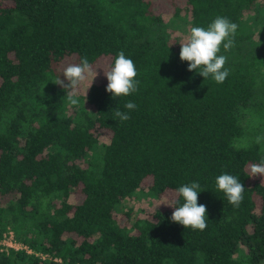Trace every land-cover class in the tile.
<instances>
[{
    "label": "trees",
    "instance_id": "16d2710c",
    "mask_svg": "<svg viewBox=\"0 0 264 264\" xmlns=\"http://www.w3.org/2000/svg\"><path fill=\"white\" fill-rule=\"evenodd\" d=\"M216 17L238 25L234 46L221 45L222 84L179 58L191 27ZM121 51L137 91L113 99L99 81L70 106L54 84L68 83L62 61L111 66ZM117 109L130 118H114ZM257 136L264 0H184L167 20L148 0H0V235L38 254L0 253V264H264V179L250 175L264 160ZM225 173L245 188L239 208L216 188ZM193 182L203 231L173 223L171 207L145 217L131 206Z\"/></svg>",
    "mask_w": 264,
    "mask_h": 264
},
{
    "label": "clouds",
    "instance_id": "9594fccd",
    "mask_svg": "<svg viewBox=\"0 0 264 264\" xmlns=\"http://www.w3.org/2000/svg\"><path fill=\"white\" fill-rule=\"evenodd\" d=\"M238 25L231 22L226 17H216L208 26L191 27L188 34L180 43L179 58L182 62H188V71H196L205 79L211 77L217 84H222L229 75L228 70L224 68L227 57L220 55L221 45L225 51L234 46V37ZM107 78L106 92L113 97L129 96L138 89L139 81L136 80L137 69L135 63L125 56L121 51L116 56L113 64L103 71ZM97 70L90 64L87 57H84L78 64H69L63 71L62 76L54 84L68 89L66 98L70 106L79 104L78 96L81 90H84L86 97L87 91L91 88L93 81L97 77ZM86 86V87H85ZM86 102V101H85ZM124 107L129 111L134 110L136 105L127 102ZM114 118L121 122L127 121L130 117L127 112L120 110L114 111ZM264 137L257 136L256 143L259 144ZM251 177H264V160L259 164L250 166ZM216 188L224 193L230 205L239 208L243 199L245 188L240 180L230 174H221L215 179ZM200 184L193 182L190 185L180 186L176 190V196L182 198L183 203L178 206L172 202L164 203L173 208L171 221L183 226L184 229L203 231L207 228L206 206L198 204L200 193Z\"/></svg>",
    "mask_w": 264,
    "mask_h": 264
},
{
    "label": "rangeland",
    "instance_id": "374dc122",
    "mask_svg": "<svg viewBox=\"0 0 264 264\" xmlns=\"http://www.w3.org/2000/svg\"><path fill=\"white\" fill-rule=\"evenodd\" d=\"M151 1L153 7L156 12L163 15L164 18L170 19L172 16L174 5H178L180 8L184 7V0H148ZM73 63V58H68L61 63V69L64 70L69 64ZM110 67V61L107 58L101 59L98 64L94 67L97 70L98 74L92 84L98 83L99 81L107 80L103 71H106ZM86 87V86H85ZM81 91L84 92L82 89ZM250 142H246L244 139L242 140L243 145H248ZM239 145V143H238ZM264 179L262 176H255L253 180ZM146 189V188H144ZM146 191V190H145ZM175 193L167 192L160 199H154L149 196L139 194V196L131 202V206L134 208V211L138 214H142V216L148 217L150 216L156 209H164L169 207L164 205V203L172 202L175 199ZM121 225L126 224V220L124 218H118Z\"/></svg>",
    "mask_w": 264,
    "mask_h": 264
},
{
    "label": "built area",
    "instance_id": "2783aa9c",
    "mask_svg": "<svg viewBox=\"0 0 264 264\" xmlns=\"http://www.w3.org/2000/svg\"><path fill=\"white\" fill-rule=\"evenodd\" d=\"M12 251H23L28 255L34 254L28 246L16 241L12 232L2 233L0 235V253L8 254ZM34 255L37 256L38 254L35 253ZM41 258L45 259L44 256H41Z\"/></svg>",
    "mask_w": 264,
    "mask_h": 264
}]
</instances>
